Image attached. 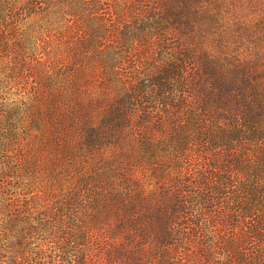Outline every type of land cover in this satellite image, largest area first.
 Here are the masks:
<instances>
[{
	"label": "trees",
	"instance_id": "1",
	"mask_svg": "<svg viewBox=\"0 0 264 264\" xmlns=\"http://www.w3.org/2000/svg\"><path fill=\"white\" fill-rule=\"evenodd\" d=\"M0 264H264V0H0Z\"/></svg>",
	"mask_w": 264,
	"mask_h": 264
}]
</instances>
